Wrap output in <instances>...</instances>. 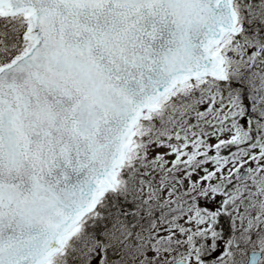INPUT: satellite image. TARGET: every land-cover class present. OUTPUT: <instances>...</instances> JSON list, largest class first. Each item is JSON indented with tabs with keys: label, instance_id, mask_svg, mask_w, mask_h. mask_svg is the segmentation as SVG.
I'll return each instance as SVG.
<instances>
[{
	"label": "snow or ice",
	"instance_id": "snow-or-ice-1",
	"mask_svg": "<svg viewBox=\"0 0 264 264\" xmlns=\"http://www.w3.org/2000/svg\"><path fill=\"white\" fill-rule=\"evenodd\" d=\"M0 264H264V0H0Z\"/></svg>",
	"mask_w": 264,
	"mask_h": 264
}]
</instances>
